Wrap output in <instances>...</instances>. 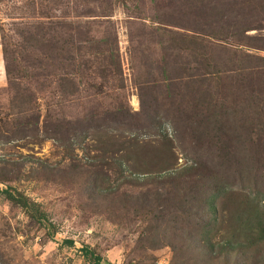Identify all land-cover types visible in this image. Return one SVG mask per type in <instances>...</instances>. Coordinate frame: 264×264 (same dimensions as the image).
I'll return each mask as SVG.
<instances>
[{
  "label": "rangeland",
  "instance_id": "obj_1",
  "mask_svg": "<svg viewBox=\"0 0 264 264\" xmlns=\"http://www.w3.org/2000/svg\"><path fill=\"white\" fill-rule=\"evenodd\" d=\"M219 1L207 0L208 5ZM225 1L233 2L234 9L240 4L248 16L247 6L251 8V26L256 29L245 33L249 40L232 37L227 46L235 50L244 45L240 51L264 58V50L253 49L257 43L251 40L264 39V0ZM188 4L186 0H0V264H92L83 248L100 256V264H176L171 247L153 248L152 242H143L147 222L137 215L138 200L111 197L114 203L106 206L103 200L87 199L80 185L89 177L96 187L103 185L100 189L111 184L117 195L162 190V184L156 183L145 188L122 187L116 192L114 186L120 184L118 168L110 167L114 172L110 182L103 177L107 168L102 165V143L108 138L120 143L140 134L146 141L154 139L150 135L155 129L148 131V127L136 125L141 100L145 104L151 94L164 91L160 68L167 61L163 49L168 44L160 46V38L153 31L164 27L191 35L187 29L214 21L208 15L189 17L195 8L191 7V11ZM164 10L178 16L161 15ZM205 12H209L208 7ZM40 24L47 36L88 38V49L81 61L88 70L75 78L78 92L67 101L50 96L49 89L39 91L40 84L48 80L43 71L36 72L34 81L15 80L21 90L29 89L37 99L30 111L22 112L11 103L15 92L4 74L1 36L13 49L20 43L19 32ZM213 32L222 35L217 29ZM200 39L205 43V52H198V47L193 46L194 52L180 54L182 62H190L189 71H198L202 60L220 54L218 45L228 44L221 39ZM99 40L106 41V46H98ZM22 54L24 60H31L26 52ZM169 72L173 74L171 69ZM151 79L156 80L154 84ZM249 91L264 99V66L240 76L228 74L220 80L219 98L229 103L244 100ZM47 110H53L60 123L73 124L63 147L52 140H42V121ZM169 119H162L163 128L173 136ZM176 145L177 166H181L188 159L180 143ZM6 191L21 195L36 208H21L6 198ZM104 194L96 193V197ZM34 213L44 217L36 221Z\"/></svg>",
  "mask_w": 264,
  "mask_h": 264
},
{
  "label": "trees",
  "instance_id": "obj_2",
  "mask_svg": "<svg viewBox=\"0 0 264 264\" xmlns=\"http://www.w3.org/2000/svg\"><path fill=\"white\" fill-rule=\"evenodd\" d=\"M187 2L191 11H194L191 7L195 8L189 17L208 15L214 21L201 24L197 20L199 25L187 29L191 35L164 27L153 31V35L160 38L157 41L160 46L168 44L163 49L167 61L160 68L164 91L151 94L145 104L141 100L136 125L148 127V131L155 129L150 135L154 139L146 141L140 134L120 143L111 138L102 143V165L107 168L103 177L110 182L114 174L110 167L116 165L118 168L120 184L114 186L116 192L122 187L145 188L156 183L162 184V190L117 195L111 184L106 183L107 186L100 189L103 185L96 187L89 177L80 187L87 199L103 200L106 206L114 203L111 197H118L120 201L138 200L137 215L147 222L143 242H152L150 247L153 248L168 245L173 249L176 264H264V200L261 199L264 197V99L252 91L242 101L229 103L219 98L223 76H240L264 66L263 57L240 51L244 45L235 50L228 47L232 37L250 39L245 33L256 30L251 26L250 11L253 10L247 6L248 16L243 6L239 4L234 9L233 2L225 0H220L219 4L209 2V5L207 0ZM207 7L208 13L205 12ZM162 14L178 16L168 10ZM216 29L222 35L216 36L213 32ZM42 30L41 24L22 30L18 34L20 43L13 49L1 36L4 74L15 92L11 103L22 112L30 111L37 99L29 89L21 90L15 80H33L36 72L43 71V77L48 80L40 84L39 91L49 89L50 96L67 101L78 92L75 78L88 70L81 63L83 52L88 49V38H56L47 36ZM201 36L215 41L221 39L228 44L218 45L220 54L202 60L198 71H189L190 62H182L180 54L187 50L194 52L193 46L198 47V52H205ZM251 40L257 43V48L253 49L264 50L263 38ZM96 43L106 46L107 42L99 40ZM23 52L26 57L30 56V61L23 59ZM155 81L151 79L150 83ZM52 112L47 110L44 115L42 140L49 139L63 147L73 124L70 121L60 123ZM167 117L173 123V136L163 128L162 119ZM89 119L93 122V117ZM38 120L39 114L35 125ZM177 142L188 159L181 166H177L175 155ZM66 158L72 160L70 156ZM103 191L104 196L97 198L96 193ZM5 194L9 201L23 209L36 208V204L29 203L21 195L15 196L9 191ZM32 217L41 221L44 216L34 213ZM82 251L92 264L101 263L100 256L88 248Z\"/></svg>",
  "mask_w": 264,
  "mask_h": 264
}]
</instances>
